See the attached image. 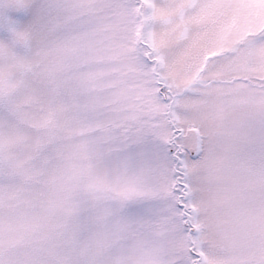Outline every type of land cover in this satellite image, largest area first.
Masks as SVG:
<instances>
[{
	"label": "snow or ice",
	"instance_id": "1",
	"mask_svg": "<svg viewBox=\"0 0 264 264\" xmlns=\"http://www.w3.org/2000/svg\"><path fill=\"white\" fill-rule=\"evenodd\" d=\"M0 264H264V0H0Z\"/></svg>",
	"mask_w": 264,
	"mask_h": 264
}]
</instances>
